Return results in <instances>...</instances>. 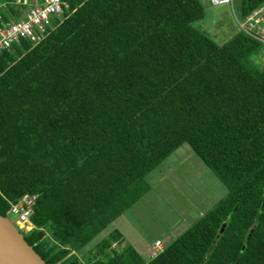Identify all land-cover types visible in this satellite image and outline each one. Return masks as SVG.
<instances>
[{"label": "trees", "instance_id": "1", "mask_svg": "<svg viewBox=\"0 0 264 264\" xmlns=\"http://www.w3.org/2000/svg\"><path fill=\"white\" fill-rule=\"evenodd\" d=\"M64 1L42 41L0 53V214L37 195L23 237L46 264H264V44L215 42L193 25L200 0ZM184 143L225 196L153 258L113 250L118 230L107 259L78 256Z\"/></svg>", "mask_w": 264, "mask_h": 264}, {"label": "rangeland", "instance_id": "2", "mask_svg": "<svg viewBox=\"0 0 264 264\" xmlns=\"http://www.w3.org/2000/svg\"><path fill=\"white\" fill-rule=\"evenodd\" d=\"M200 1L204 7V16L202 19L194 22L193 25L197 29L204 31L218 44L224 43L238 31L233 10L228 5H212L210 0ZM16 6H14L16 8L15 12L9 19L24 17V12L27 7ZM234 11L237 16L240 17L237 4L234 6ZM257 62L260 63V65H264V52L258 56ZM182 146V151H186L189 154L186 153L187 155H183V157L179 159V157L171 155L174 153L173 152L169 155L170 157H167L156 169L149 172L146 175V180L148 183L150 181V187L153 185L155 190L148 196L143 195L121 216L119 225L122 226L123 234L127 240L129 242L133 241L131 243H134V236L137 235L138 240L137 245L135 244L136 247H143L144 244L152 241L155 235L161 234L163 229L160 231V225L155 219L159 221V217L163 216L172 223L173 219L176 217L174 214L172 215L171 211L177 210L180 212L182 209H189L190 217L196 216L197 218L199 210L203 212L205 208L208 210L227 193V189L224 187L223 183L199 159L192 151L191 147L187 143L182 144ZM191 151L194 156L188 158L192 154ZM186 158H188V160L185 161L184 164H181ZM158 172L162 179L168 175L165 177L164 181H162V184H160V181L157 182ZM155 214L161 216L158 217ZM7 217L14 219L15 215L8 213ZM121 223L123 224L121 225ZM29 227L30 225L26 228ZM179 227H184V225ZM112 229L110 224L105 230L94 236L84 247L76 251L78 256L84 260L87 259L90 261V259L96 257L98 254L101 259H107V255H104L102 252L99 254V244L102 240L106 241V244H108V240H112ZM180 229L182 228L177 229V231ZM26 233L27 232L23 234ZM163 241L165 244L168 243V239L166 238ZM126 243L125 239L122 238L118 244L113 243L111 247H113V250H121L125 248ZM103 249L108 250L109 248L104 245Z\"/></svg>", "mask_w": 264, "mask_h": 264}, {"label": "built area", "instance_id": "3", "mask_svg": "<svg viewBox=\"0 0 264 264\" xmlns=\"http://www.w3.org/2000/svg\"><path fill=\"white\" fill-rule=\"evenodd\" d=\"M213 5H228L234 13L238 31L261 41L264 44V1L254 7L246 16H237L234 11L236 0H211ZM12 4L26 6L23 18L3 19L0 15V53L12 51L21 45L22 40L36 44L45 37L54 21H60L69 10V4L64 0H13ZM4 6V4H3ZM37 195L24 193L20 198L10 203V213L15 215V223L25 233L31 230L30 216ZM28 225H30L29 228ZM164 248L162 238L150 243V258L159 254Z\"/></svg>", "mask_w": 264, "mask_h": 264}, {"label": "crops", "instance_id": "4", "mask_svg": "<svg viewBox=\"0 0 264 264\" xmlns=\"http://www.w3.org/2000/svg\"><path fill=\"white\" fill-rule=\"evenodd\" d=\"M182 149H183V146L182 147H179V148H177L175 151H173L172 153L173 154H171V155H174L175 157H179V159H181V157H183V155L185 156V155H187V154H189V153H187L186 151H182ZM192 152V151H191ZM187 153V154H186ZM181 155V156H180ZM192 156H194V154H193V152H192V154L188 157V158H190V157H192ZM168 157H170V156H168ZM188 158H186V160H184L181 164H184L185 163V161H187L188 160ZM183 160V159H182ZM181 160V161H182ZM180 162V161H179ZM158 179H157V182L158 181H160L161 183L160 184H162L163 182L162 181H164V179H165V177H167L168 175H166L165 177H164V179H162L161 178V176L159 175V172H158ZM149 183H150V181H149ZM155 190V188L153 187V185L150 187V189L144 194V196H148V195H150V193L151 192H153ZM179 208V207H178ZM179 209H182L181 207L179 208ZM204 210V209H203ZM207 210H206V208H205V211L204 212H206ZM203 211H201V210H199L198 211V217L196 218V216L195 217H190V215H189V209H182V211H175V210H172L171 211V213H172V215L174 214L175 215V217L176 218H174L173 219V221H172V223H170V220H168L167 218H165V217H163V216H161V215H157V214H155V215H157L158 217L159 216H161V217H159V221H157V219H155V221L156 222H158L159 223V225H160V231H161V234H159V235H155V237L153 238V240L154 239H157V238H163V240L166 238V239H168V242L169 241H171V240H173L175 237H177L181 232H183L184 230H186L189 226H191L200 216H202V214L204 213ZM121 216L122 215H120L118 218H116L112 223H111V227L113 228L112 230H118L119 232H120V236L122 237V238H124L125 239V241L127 242L126 244H130L141 256H142V258L144 259V260H148V258H149V251H150V245H149V243L151 242H149V243H146V244H144V246L143 247H141V248H139V247H136L135 246V244L137 245V235L136 236H134V243H131V242H133V241H128L127 240V238L124 236V234H123V231H122V226H120L119 225V221L121 220ZM123 223H121V225H122ZM181 225H184V227H179V226H181ZM118 227V228H117ZM179 228H182V229H180V230H178L177 231V229H179ZM180 232V233H179ZM179 233V234H178ZM141 238V237H140ZM152 240V239H151Z\"/></svg>", "mask_w": 264, "mask_h": 264}, {"label": "water", "instance_id": "5", "mask_svg": "<svg viewBox=\"0 0 264 264\" xmlns=\"http://www.w3.org/2000/svg\"><path fill=\"white\" fill-rule=\"evenodd\" d=\"M225 224H222V233ZM0 264H46L23 237L15 219L0 214Z\"/></svg>", "mask_w": 264, "mask_h": 264}, {"label": "clouds", "instance_id": "6", "mask_svg": "<svg viewBox=\"0 0 264 264\" xmlns=\"http://www.w3.org/2000/svg\"><path fill=\"white\" fill-rule=\"evenodd\" d=\"M16 224V223H15ZM17 227H18V225H17ZM19 230L22 232V233H24L20 228H19ZM162 238V237H161ZM163 239V238H162ZM163 243H164V241H163ZM164 245H165V243H164ZM149 254H150V251H149ZM150 258V257H149Z\"/></svg>", "mask_w": 264, "mask_h": 264}, {"label": "flooded vegetation", "instance_id": "7", "mask_svg": "<svg viewBox=\"0 0 264 264\" xmlns=\"http://www.w3.org/2000/svg\"><path fill=\"white\" fill-rule=\"evenodd\" d=\"M23 236H24V234H23Z\"/></svg>", "mask_w": 264, "mask_h": 264}]
</instances>
